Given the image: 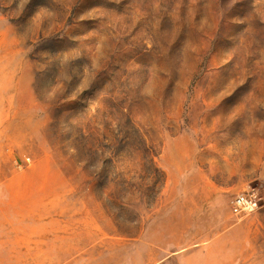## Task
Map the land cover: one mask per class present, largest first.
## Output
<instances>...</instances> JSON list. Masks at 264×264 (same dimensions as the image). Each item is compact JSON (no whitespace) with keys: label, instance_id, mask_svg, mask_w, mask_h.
<instances>
[{"label":"rangeland","instance_id":"1","mask_svg":"<svg viewBox=\"0 0 264 264\" xmlns=\"http://www.w3.org/2000/svg\"><path fill=\"white\" fill-rule=\"evenodd\" d=\"M0 238V264H264V0H0Z\"/></svg>","mask_w":264,"mask_h":264},{"label":"built area","instance_id":"2","mask_svg":"<svg viewBox=\"0 0 264 264\" xmlns=\"http://www.w3.org/2000/svg\"><path fill=\"white\" fill-rule=\"evenodd\" d=\"M258 208L256 195L251 191H244L235 195L231 201V213L237 217H245L254 213Z\"/></svg>","mask_w":264,"mask_h":264},{"label":"crops","instance_id":"3","mask_svg":"<svg viewBox=\"0 0 264 264\" xmlns=\"http://www.w3.org/2000/svg\"><path fill=\"white\" fill-rule=\"evenodd\" d=\"M2 241H1V238H0V243H1Z\"/></svg>","mask_w":264,"mask_h":264}]
</instances>
